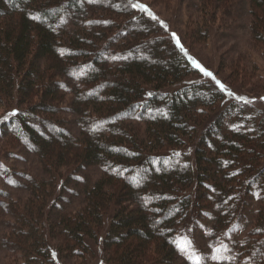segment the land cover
I'll list each match as a JSON object with an SVG mask.
<instances>
[{
    "label": "trees",
    "instance_id": "trees-1",
    "mask_svg": "<svg viewBox=\"0 0 264 264\" xmlns=\"http://www.w3.org/2000/svg\"><path fill=\"white\" fill-rule=\"evenodd\" d=\"M231 1L206 0L203 17ZM102 2L0 0V102H19L3 126L50 175L32 177L24 211L13 206L22 222L10 245L24 249L29 264H53L50 234L60 236L58 250L84 258L103 245L108 264H195L196 257L199 264H264V112L246 100L224 104L222 88L186 82L199 71L172 44L176 37L166 56L163 26L139 24L129 0ZM251 2L262 41L264 0ZM67 18L75 28L67 29ZM122 20L129 32H118ZM121 34L126 39L118 43ZM60 74L79 84L70 108L79 117L78 136L57 115L63 97L52 87ZM227 121L233 127L226 130ZM91 165L101 175L85 181L82 206L47 219L59 179ZM252 191L261 207L250 227L240 221ZM202 231L207 247L191 244L189 258L181 248Z\"/></svg>",
    "mask_w": 264,
    "mask_h": 264
},
{
    "label": "rangeland",
    "instance_id": "rangeland-1",
    "mask_svg": "<svg viewBox=\"0 0 264 264\" xmlns=\"http://www.w3.org/2000/svg\"><path fill=\"white\" fill-rule=\"evenodd\" d=\"M110 2V6H114L117 2L114 0H101ZM143 1V0H142ZM206 0H149V4L145 5L146 10L136 8L132 18L140 20L139 24L146 25V19L163 26L168 35L164 36L163 54L170 55L169 50L172 48L171 43L174 37L179 41L172 44L175 47L183 48L194 64H199L196 68L199 72L191 74L186 82H205L210 86L221 89L223 85L227 98L224 104L230 101H247L251 103L255 111L264 112V39L256 40L254 35L255 15L251 0H232L227 5L223 4L209 9V17L204 15L203 11L206 6ZM102 2V3H103ZM114 4V5H113ZM142 4V3H140ZM144 5V4H142ZM229 6L225 10L226 6ZM118 9V8H117ZM150 13V14H149ZM141 18V19H140ZM77 21L66 19L67 29L75 28ZM119 23L118 31L129 29ZM154 26V25H153ZM155 33L153 36L159 38L157 26H154ZM143 30H145L143 28ZM169 31V32H168ZM124 31V33H127ZM151 35V36H152ZM178 37H181L179 39ZM126 36L119 35L118 43L124 41ZM152 45V44H151ZM175 48V49H176ZM178 49V50H180ZM103 59L108 58V54H104ZM41 60V59H40ZM212 73V76H205L200 69ZM42 72H40L41 74ZM224 77L233 80L234 85L230 88L222 82ZM53 85V90L57 91L62 98V108L57 113L60 119L65 120L74 136L79 135L80 121L79 117L71 111V102L73 100V90L79 87L77 78H70L60 74ZM219 81V84H217ZM263 87V88H262ZM19 102L14 101L10 107L0 102V264H29L24 249H19L10 242V238L14 237L16 229L22 220L16 216V210L13 206H19L24 211L26 202H30L33 198L31 195V179L36 177L38 180L45 181L50 175L47 174L39 156L31 150L26 144L19 142L16 137H12L10 127L3 126L5 115L10 114ZM54 104V103H53ZM21 108H26L22 106ZM8 109V110H7ZM27 122H31L28 119ZM39 132L45 130V126H38ZM233 127L232 123L224 125V129ZM248 127L247 125L241 126ZM62 179H59L58 186L53 190V194L48 199L47 219H57L64 213L75 212L82 206V188L85 181L94 182L101 175V168L98 165H91L74 172L70 175V171H66ZM70 175V176H69ZM254 190V187H253ZM248 205L240 221L241 225L247 222L254 224V209L261 207L258 197L255 193L250 194L247 198ZM47 223L45 221L43 226ZM250 224V223H249ZM109 227L107 221L106 227L101 234L104 236ZM241 231L232 232L234 238L241 237L249 228ZM44 227H40L42 229ZM238 228V226H237ZM49 232L48 228H45ZM25 232H31L30 229ZM202 233L192 236L190 241L195 250L205 245L207 247V238L203 240ZM51 243L50 257L53 264H108L104 260L103 245L98 244L94 248V252L87 258L77 254H71L59 249L60 236L52 237V234L46 235ZM199 238V239H198ZM202 238V239H201ZM233 238V239H234ZM230 239V240H233ZM187 243H184V245ZM35 257L36 254H33ZM181 262V261H180Z\"/></svg>",
    "mask_w": 264,
    "mask_h": 264
},
{
    "label": "snow or ice",
    "instance_id": "snow-or-ice-1",
    "mask_svg": "<svg viewBox=\"0 0 264 264\" xmlns=\"http://www.w3.org/2000/svg\"><path fill=\"white\" fill-rule=\"evenodd\" d=\"M129 2H130V4H131V7H133V8H138V9H140V10H142V11H143V10H146V6L140 4V3H139V0H135V2H133V0H129ZM149 14H150V13H149ZM193 63L195 64L196 62L193 61ZM196 66H197V67H200L199 64H196ZM200 70H201L202 72H204V75H205V76H210V77L212 76V73H210V72L204 70L203 68H201ZM217 84H219V81H217ZM220 87L223 89V85H220ZM15 115H16V112H15V110H14L12 113H10V114H8V115H5V116L3 117V119H4V120H7V119H9L10 116L14 117ZM2 167H3V165H0V168H2ZM184 239H186V238H184ZM186 243H187V247H183V248H181V251L184 252V253H188V254H189V258H192L191 253H189V249L191 248V241H190V240H187ZM193 251H194V250H193ZM212 258H213V259H221V258H223V257H216V256H213ZM199 260H200V257H196V258H195V264H199Z\"/></svg>",
    "mask_w": 264,
    "mask_h": 264
}]
</instances>
